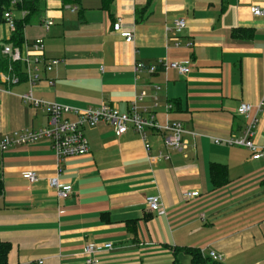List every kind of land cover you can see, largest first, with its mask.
I'll return each instance as SVG.
<instances>
[{
  "label": "crops",
  "instance_id": "crops-1",
  "mask_svg": "<svg viewBox=\"0 0 264 264\" xmlns=\"http://www.w3.org/2000/svg\"><path fill=\"white\" fill-rule=\"evenodd\" d=\"M41 5L24 39L42 40L45 58L60 64L32 89L36 99L129 112L143 94L139 110L161 127L182 124L186 149L167 151L166 134L151 130L147 152L132 128L117 138L100 124L85 131L89 154L65 160L60 175L47 140L0 154V241L11 245L9 263L84 264L88 244L112 243L99 264H171V247L215 252L223 264H264V159L225 143L241 135L237 109L249 103L262 105L253 142L264 147V17L250 11L264 9V0H115L108 11L101 0ZM177 19L187 27L169 33ZM118 20L133 43L114 31ZM10 37L1 23L0 51ZM161 61L191 72L148 73ZM138 64L146 70L137 72ZM29 91L26 82L0 84V137L48 127L42 110L22 102ZM159 152L170 160L150 161ZM212 165L226 171L220 188ZM28 172L37 182L24 179ZM53 178L73 188L69 198L58 200ZM151 196L160 197L158 212L145 206Z\"/></svg>",
  "mask_w": 264,
  "mask_h": 264
},
{
  "label": "built area",
  "instance_id": "built-area-1",
  "mask_svg": "<svg viewBox=\"0 0 264 264\" xmlns=\"http://www.w3.org/2000/svg\"><path fill=\"white\" fill-rule=\"evenodd\" d=\"M22 0H14L13 5H17ZM251 15L254 18H263L264 9L259 6L251 8ZM22 18L27 16V12L21 13ZM4 20L11 33L16 31V18L12 12H6ZM53 22L48 21L45 26L49 29L53 26ZM187 27L186 21L177 19L172 25L167 26L169 33L182 31ZM114 31L121 34L125 38L126 43H133L134 35L130 32H123L121 20L114 25ZM181 43L175 41L174 47L179 48ZM2 55L8 59L12 64H18L22 67L24 80L17 72L11 68L7 73L0 74V84L3 86L18 85L22 82L28 83L30 91L20 98L23 103L31 106L34 109L42 110L47 116L49 125L42 130H23L13 134L0 137V154L6 153L12 149L20 148L27 145L35 144L42 140H47L51 143L52 150L57 161V173L60 175L62 170V163L70 158L83 157L89 154V144L85 137L87 129H94L100 124H107L113 129L114 135L120 138L126 135L132 128L141 138L145 144V149L150 152L151 146L148 142V132L151 130L166 134L165 147L167 151H175L181 153L186 149V143L183 136L186 133L182 124L173 123L164 127L159 126L153 115L148 114L146 110H139L137 102L141 101L143 94L139 95L132 105L129 112H120L118 109L102 105L99 108H88L86 110H79L71 107L60 105L56 102H48L36 99L33 96L32 89L41 83L45 74L51 73L59 64V60H49L45 58L44 43L42 40L33 42H24L22 47H13L12 45H4L1 51ZM165 70H173L180 75H188L191 70L186 63L173 62L165 63L161 61L157 66L147 69L148 73L154 74L158 68ZM146 70L144 65L138 64L136 71L141 72ZM262 105L255 108L249 103H241L237 109V116L245 120V128L238 137L225 141L229 146H235L247 149L251 154V159L259 161L264 159V147H259L254 144L253 138L255 136L256 128L258 126V112ZM220 144L219 140L215 141ZM150 161L155 160H170L169 152L163 154L158 153L157 157L150 156ZM24 179L28 183L34 184L38 177L34 172H28L24 175ZM51 189L55 190L59 201H64L73 193V188L69 185H63L58 178H53L49 182ZM198 193H188L187 198L197 197ZM146 208L152 212H158L161 208V200L158 196H151L145 200ZM114 250L112 243L98 244L90 243L84 249L85 263L84 264H99L98 257L106 252ZM205 252L204 250H202ZM212 260L216 262H223V257L215 252H208ZM37 264H44L40 260Z\"/></svg>",
  "mask_w": 264,
  "mask_h": 264
},
{
  "label": "trees",
  "instance_id": "trees-1",
  "mask_svg": "<svg viewBox=\"0 0 264 264\" xmlns=\"http://www.w3.org/2000/svg\"><path fill=\"white\" fill-rule=\"evenodd\" d=\"M14 0H0V24L5 22L4 15L6 12H12L16 18V31L11 33L10 39L4 45H12L13 47H22L24 39L25 27L33 23L40 12L42 11L41 0H22V2L17 5H13ZM65 2L74 3L76 5H81L85 0H64ZM103 3V9L109 10L115 0H101ZM27 12V16L22 18L21 13ZM17 16H20L18 18ZM3 45V46H4ZM2 46V48H3ZM1 48V51H2ZM0 51V74L7 73L11 68H13L17 74L24 80V75L22 72L21 65L12 64L8 59H6ZM226 171L223 167L219 165H212L210 167V177L215 188H220L226 183ZM0 185V193L1 191ZM172 261L171 264H184L182 261L183 257L189 259V264H223L222 262H216L208 257L205 252L200 248L194 247H171ZM11 251V245L7 242L0 241V264H10L8 260V255ZM181 256V257H180Z\"/></svg>",
  "mask_w": 264,
  "mask_h": 264
},
{
  "label": "rangeland",
  "instance_id": "rangeland-1",
  "mask_svg": "<svg viewBox=\"0 0 264 264\" xmlns=\"http://www.w3.org/2000/svg\"><path fill=\"white\" fill-rule=\"evenodd\" d=\"M182 261H183V259H182ZM183 263H184V264H189V261L187 260V258L184 259ZM222 263H223V262H222Z\"/></svg>",
  "mask_w": 264,
  "mask_h": 264
}]
</instances>
